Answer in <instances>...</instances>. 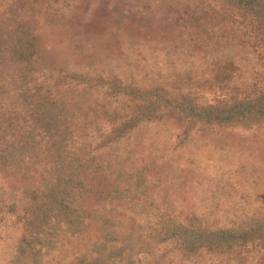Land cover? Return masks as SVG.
<instances>
[{
	"label": "rangeland",
	"instance_id": "obj_1",
	"mask_svg": "<svg viewBox=\"0 0 264 264\" xmlns=\"http://www.w3.org/2000/svg\"><path fill=\"white\" fill-rule=\"evenodd\" d=\"M13 8L62 86L50 103L93 112L88 140L129 184L116 212L64 232L42 264L97 245L121 246L122 264H264V115L236 112L264 91V50L242 13L217 0H0ZM0 217V264H12L17 231Z\"/></svg>",
	"mask_w": 264,
	"mask_h": 264
},
{
	"label": "trees",
	"instance_id": "obj_2",
	"mask_svg": "<svg viewBox=\"0 0 264 264\" xmlns=\"http://www.w3.org/2000/svg\"><path fill=\"white\" fill-rule=\"evenodd\" d=\"M217 1L225 12L242 13L243 24L264 50V0ZM7 11H0V214L17 231L12 264H42L64 232L73 236L86 229L101 209L105 217L116 212L115 196L126 193L129 184L118 180L119 169L99 154V143L88 140L96 123L93 112L50 103L52 84L54 91L62 86L49 63L42 62L46 51L36 46L40 35L30 28L28 14ZM236 112L243 122L259 121L264 91L243 100ZM106 152L112 160L120 159L115 151ZM114 173L118 175L110 181ZM93 251L68 264H122L131 259L123 256L121 246L112 257L99 245Z\"/></svg>",
	"mask_w": 264,
	"mask_h": 264
}]
</instances>
